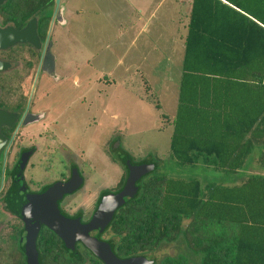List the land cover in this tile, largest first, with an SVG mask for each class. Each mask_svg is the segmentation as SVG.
Listing matches in <instances>:
<instances>
[{
    "label": "trees",
    "instance_id": "trees-1",
    "mask_svg": "<svg viewBox=\"0 0 264 264\" xmlns=\"http://www.w3.org/2000/svg\"><path fill=\"white\" fill-rule=\"evenodd\" d=\"M54 8L55 0H6L0 23L22 29L36 18L44 42ZM184 43L171 161L180 169L228 177L257 153L264 170V0H191ZM124 164L115 194L128 176ZM154 170L137 181L135 197L117 209L105 230L93 232L116 257L144 256L177 243L183 245L177 257L148 261L264 264V175H251L240 185H203L192 176L156 175ZM3 237L15 246L12 264H27L19 233ZM76 249L78 257L51 230L40 229L39 264H103L81 244Z\"/></svg>",
    "mask_w": 264,
    "mask_h": 264
},
{
    "label": "rangeland",
    "instance_id": "rangeland-1",
    "mask_svg": "<svg viewBox=\"0 0 264 264\" xmlns=\"http://www.w3.org/2000/svg\"><path fill=\"white\" fill-rule=\"evenodd\" d=\"M84 1L61 0L59 7L69 6L62 16L66 23L56 19L49 39L62 78L49 81L41 73L31 99L34 103L37 96L45 95L43 98L55 119V124L45 131L53 137L50 145L61 158L76 164L85 179L83 187L66 197L64 205H75L76 209H72H80L85 217H90L99 193L114 192L125 174L126 160L133 165L152 163L156 165L153 172L156 175L192 176L203 185L229 184L221 172L180 169L170 158L172 118L183 54L178 45L184 41L188 25L183 14L182 22L186 23L174 21L180 5L165 0L157 6L160 0H151V5L141 8L142 21L133 31L128 29V14L122 5L121 16L114 24L124 28L127 42L124 61L116 65L110 64L111 61L100 62L108 51L107 32L113 31V27L101 19L96 20L95 26H86V16L79 13ZM154 2L157 3L153 5ZM134 9L136 13L137 8ZM173 34L177 38L175 43L171 40ZM91 53L95 59L87 64ZM132 57L142 58V64H131ZM21 73L17 68L0 72V94L4 99L24 100L29 93V101L31 82L23 79ZM182 249V244H162L156 252L142 257L158 262L167 256L177 257ZM15 252L11 240L0 241V264H12Z\"/></svg>",
    "mask_w": 264,
    "mask_h": 264
},
{
    "label": "flooded vegetation",
    "instance_id": "flooded-vegetation-1",
    "mask_svg": "<svg viewBox=\"0 0 264 264\" xmlns=\"http://www.w3.org/2000/svg\"><path fill=\"white\" fill-rule=\"evenodd\" d=\"M0 27L4 28L1 23ZM39 41L41 43L39 49L29 44L22 46L18 44L0 50V61L10 65L5 71L20 69L23 79L30 81V87L32 86L29 101L27 100L29 93L24 100L4 99L0 94V110L10 116L7 124L0 127V135L5 139L0 148V218L2 217L0 241L8 238L3 236L9 235L10 231H15L19 233V238L22 237L27 205L32 196L46 193L58 183L68 182L76 172L82 180L78 190L83 187L85 181L78 166L61 158L50 145L53 137L47 135L45 131L55 124V119L43 98L44 94H39L34 103L31 100L36 80L41 73L49 81L57 82L62 78L57 71V58L52 53L50 39L46 45L40 38ZM76 191L64 195L58 202V208L65 217L79 219L81 223H88L92 219L104 197L115 194L107 191L99 193L92 215L85 217L80 209L74 210L75 205L72 207L69 204L64 205L66 199ZM65 207L69 208L67 212ZM19 240L21 241V238Z\"/></svg>",
    "mask_w": 264,
    "mask_h": 264
},
{
    "label": "water",
    "instance_id": "water-1",
    "mask_svg": "<svg viewBox=\"0 0 264 264\" xmlns=\"http://www.w3.org/2000/svg\"><path fill=\"white\" fill-rule=\"evenodd\" d=\"M6 0H0V6ZM60 0H55V8L51 18L50 26L46 35L47 44L53 22L61 19L59 9ZM29 44L40 48L41 43L37 35V19H31L24 28L15 29L12 26L0 27V50H6L15 45ZM9 64L0 61V72L7 70ZM9 114L0 110V127L7 124ZM5 139L0 135V148ZM128 176L122 190L116 194H109L104 197L88 223H81L79 219L65 217L58 208V202L64 195L71 194L79 189L82 180L77 172L66 183H58L48 189L46 193L32 196L27 205L25 217V228L20 241V247L25 255L27 264H39L36 250V240L41 228L46 227L57 235L76 257L78 252L77 244H81L90 251L103 264H151L142 256L128 259H119L112 252L110 245L98 240L92 233H102L111 222L118 208L131 201L137 193V181L154 170L153 164L132 165L126 160Z\"/></svg>",
    "mask_w": 264,
    "mask_h": 264
},
{
    "label": "crops",
    "instance_id": "crops-1",
    "mask_svg": "<svg viewBox=\"0 0 264 264\" xmlns=\"http://www.w3.org/2000/svg\"><path fill=\"white\" fill-rule=\"evenodd\" d=\"M163 1L165 0H160V2H154L153 5H155L157 3V6L160 5ZM151 0H85L83 3V9L80 10V14H83L84 16H86V26L92 27V25H96V20H103L106 21L108 23V25L110 26V28L113 27V31L111 32H107V42L108 44L106 45V50H108L107 52H104L106 54H104V57L100 58V62L102 63H106L107 61H111L110 64H121L124 61V46L127 42L126 38H125V32H124V28H122L120 26V24H114L119 20V17L121 16L122 10H121V6L124 5L126 6V10H124L127 14H128V21L130 24H128V29L130 31H133L135 29V25L136 28L138 26V23H140L142 20V16L139 14L140 11L142 10L141 8L143 6H149L152 4ZM175 4H179L181 7V10L177 13L175 20L174 21H178L181 24H184L186 22H182V14L185 17V21L188 20V16H189V12H190V3L191 0H174ZM60 5H61V0H60ZM65 6L59 7V9L61 10V23L65 24L66 23V18L64 19L63 17L65 16V9H67V7H69L67 4H64ZM130 7V8H129ZM136 9V13H135V9ZM183 7V8H182ZM183 10V13H182ZM120 11V12H119ZM152 15V14H151ZM63 16V17H62ZM173 17H174V10H173ZM88 22H91L92 24H89ZM94 22V23H93ZM113 23V25H112ZM175 23V22H174ZM109 28V29H110ZM143 29V28H142ZM88 30V28H87ZM130 31H127L130 32ZM141 31V30H140ZM187 34V32H186ZM174 43L177 42V38L174 37V34L172 35ZM181 38V37H180ZM179 38V40H180ZM186 38V35H185ZM182 40V38H181ZM180 40V41H181ZM185 41V39H184ZM181 41V43L178 45V51H180L183 53L182 57H181V62L183 61V55H184V48L183 44ZM84 52L86 54L87 52V48H84ZM138 54V53H137ZM165 54V53H164ZM135 58V57H134ZM133 57L131 58V64H136V65H141L142 64V58L140 59V57H136L134 59ZM95 59V56L91 53L90 56L88 57L87 60V64H91L92 60ZM165 59V57H164ZM170 61V57L168 56V62ZM181 73H182V63H181ZM180 79H181V75H180ZM180 85V83H179ZM178 95H179V91H178ZM178 106V99H177V105H176V109ZM176 109H175V113H176ZM175 113L173 115V117L175 116ZM257 153L252 154L249 156V158L246 160L244 167L239 170L237 173L228 176L227 180L228 186H233V185H240L242 184L249 176L251 175H264V170H262L259 165H258V161H257ZM197 166L201 167L204 166L205 163L204 162H198L196 164ZM225 181V180H224ZM226 182V181H225Z\"/></svg>",
    "mask_w": 264,
    "mask_h": 264
}]
</instances>
